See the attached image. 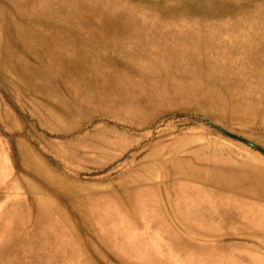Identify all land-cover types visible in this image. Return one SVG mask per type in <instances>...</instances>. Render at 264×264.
I'll return each instance as SVG.
<instances>
[{
    "label": "rangeland",
    "instance_id": "obj_1",
    "mask_svg": "<svg viewBox=\"0 0 264 264\" xmlns=\"http://www.w3.org/2000/svg\"><path fill=\"white\" fill-rule=\"evenodd\" d=\"M264 0H0V264H264Z\"/></svg>",
    "mask_w": 264,
    "mask_h": 264
},
{
    "label": "water",
    "instance_id": "obj_2",
    "mask_svg": "<svg viewBox=\"0 0 264 264\" xmlns=\"http://www.w3.org/2000/svg\"><path fill=\"white\" fill-rule=\"evenodd\" d=\"M207 121H208L212 126H214L216 129H218L220 132H222V133H224V134H226V135H228V136H231V137H233V138H236V139H238V140H241V141L245 142L246 144H248V145H250V146H252V147L258 149L259 151H261V152L264 154V147H262V146H260V145H258V144H256V143H254L253 141H251V140H249V139H247V138H245V137H243V136H241V135H239V134H237V133H234V132H231V131L225 129V128L221 127V126L218 125V124H215V123H213V122H211V121H209V120H207Z\"/></svg>",
    "mask_w": 264,
    "mask_h": 264
}]
</instances>
